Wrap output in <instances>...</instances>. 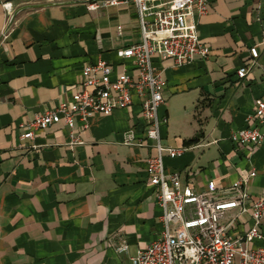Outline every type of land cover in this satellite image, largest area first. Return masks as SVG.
Masks as SVG:
<instances>
[{
  "label": "crops",
  "instance_id": "1",
  "mask_svg": "<svg viewBox=\"0 0 264 264\" xmlns=\"http://www.w3.org/2000/svg\"><path fill=\"white\" fill-rule=\"evenodd\" d=\"M95 1L0 0V264H132L163 229L146 170L155 151L128 142L145 138L139 98L92 115L87 127L57 123L34 140L22 137L37 114L72 100L84 65L119 63L117 49L141 40L133 2L90 10ZM208 1L209 12L197 19L209 56L184 65L154 58L167 80L163 142L186 148L165 157V167L198 192L214 181L221 199L255 169L245 188L260 198L264 141L244 145L231 136L255 124L248 116L264 98V0ZM4 2H12L11 14ZM244 65L249 71L240 77ZM239 212L222 220L237 217L236 232L252 223L250 211ZM124 243L127 251L118 252Z\"/></svg>",
  "mask_w": 264,
  "mask_h": 264
},
{
  "label": "built area",
  "instance_id": "2",
  "mask_svg": "<svg viewBox=\"0 0 264 264\" xmlns=\"http://www.w3.org/2000/svg\"><path fill=\"white\" fill-rule=\"evenodd\" d=\"M127 2L135 5L141 40L117 49L119 63L99 59L84 65L72 100L37 114L25 125L22 137L34 140L37 131L57 123L74 130L76 121H82L87 127L92 115H109L139 98L145 138L138 142L129 138L128 142L147 144L155 151L148 157L146 170L150 183L157 188L163 229L158 238L131 257L132 264H264V246H253L264 240V196L251 199L245 188L249 178L256 175L255 169L248 177L233 182L230 198L221 199L215 195L214 181L209 182L207 191L198 192L183 185L180 171L167 172L165 167V157H178L186 148L163 142L161 126L166 118L159 116V108L166 100L167 80L155 66L154 58L184 65L209 56L210 47L201 41L197 19L209 12V1L97 0L88 8L97 10L101 5ZM3 7L12 13V2H4ZM118 34H122V26H118ZM250 51L254 59L259 56L257 46ZM248 71L244 65L237 72L245 77ZM248 120L255 124L234 131L231 140L257 146L264 141V98L257 102ZM234 208H239V214L250 211L252 223L247 230L234 231L237 217L226 224L222 222ZM127 249L126 243L116 248L118 252Z\"/></svg>",
  "mask_w": 264,
  "mask_h": 264
}]
</instances>
